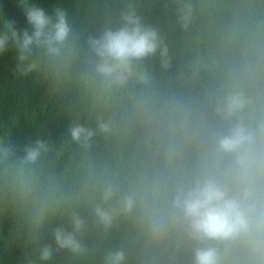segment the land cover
<instances>
[{"label": "clouds", "instance_id": "1", "mask_svg": "<svg viewBox=\"0 0 264 264\" xmlns=\"http://www.w3.org/2000/svg\"><path fill=\"white\" fill-rule=\"evenodd\" d=\"M18 3L24 21L0 23V56L14 52L21 76L43 70L60 81L75 70L101 101L94 123L72 122L63 139L88 148L98 135L139 128L148 153L126 182L91 161L69 181L52 163L47 137L21 145L0 134V201L26 215L39 264L61 250L88 251L81 238L87 217L105 229L131 219L154 247L178 236L191 242L190 264H264V48L249 44L208 64L213 82L193 100L156 86V65L167 70L172 57L160 28L136 7L80 44L62 6ZM192 13L191 3L177 7L183 27ZM125 94L128 102L117 110L113 102ZM56 216L64 219L52 224ZM127 258L116 247L100 264H128Z\"/></svg>", "mask_w": 264, "mask_h": 264}, {"label": "trees", "instance_id": "2", "mask_svg": "<svg viewBox=\"0 0 264 264\" xmlns=\"http://www.w3.org/2000/svg\"><path fill=\"white\" fill-rule=\"evenodd\" d=\"M51 10L66 9L74 31L83 44L89 34L106 24H115L120 12L129 5L143 15L147 23L157 25L169 47L171 66L155 67L156 86L179 92L193 100L202 98L213 77L207 65L219 63L238 54L246 45L264 48V0H40ZM193 5L192 21L187 28L178 21L177 7ZM4 18L24 21L18 0H0V23ZM156 64V62H153ZM14 52L0 56V134L26 143L35 136L47 137L53 144L51 161L63 170L69 181L79 174L82 162L91 161L117 171L125 182L140 163L147 159L139 128L110 137L97 136L88 148L63 139L74 121L93 124L99 101L86 89L72 70L60 81L45 71L18 75L14 69ZM127 96L115 98L119 110L127 104ZM189 165L193 163L190 159ZM64 217H53L51 223ZM48 230H42V242ZM81 238L88 249L81 255L66 250L58 252L50 264H100L103 253L123 247L128 264H190L191 242L174 236L160 247L150 245L135 221L118 219L105 229L91 217ZM37 240L30 231L26 215L0 201V264H39Z\"/></svg>", "mask_w": 264, "mask_h": 264}]
</instances>
